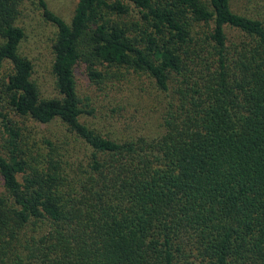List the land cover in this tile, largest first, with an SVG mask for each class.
<instances>
[{"label": "trees", "instance_id": "trees-1", "mask_svg": "<svg viewBox=\"0 0 264 264\" xmlns=\"http://www.w3.org/2000/svg\"><path fill=\"white\" fill-rule=\"evenodd\" d=\"M256 2L252 15L234 0H78L66 22L46 0H0V264H264ZM30 6L57 29L52 98L20 51ZM83 63L95 82L108 77L100 67L123 68L122 94L158 100L142 109L144 122L157 115L156 135L89 125ZM5 104L64 126L76 152L46 140L29 157Z\"/></svg>", "mask_w": 264, "mask_h": 264}, {"label": "rangeland", "instance_id": "rangeland-1", "mask_svg": "<svg viewBox=\"0 0 264 264\" xmlns=\"http://www.w3.org/2000/svg\"><path fill=\"white\" fill-rule=\"evenodd\" d=\"M49 8L61 16L66 22H70L78 0H46ZM236 9L245 14L255 15V9L260 7L256 0H234ZM20 25L23 26L26 34L20 51L22 55L32 61L34 65L33 79L40 88L43 98L57 96L55 79L52 74L54 61L53 45L56 40L57 29L50 22L46 21L42 12L30 6L22 18ZM1 43V40H0ZM99 70L108 77L103 81L95 82L90 79L85 63L76 69L78 90L82 104L93 114L85 115V119L92 127H97L106 133L129 136L137 133L156 135L158 123L155 121L157 115L152 117L151 122H144L143 108L158 105L156 101L138 100L132 92L121 93V73L129 79L131 75L124 69L117 67H100ZM134 86H137L135 81ZM141 101V102H140ZM160 107V106H159ZM152 111L154 108H150ZM156 110V109H155ZM5 115L18 127L21 133V146L26 154L30 156L42 153L46 148V140L54 142L57 147L69 149L68 155L76 152V148L69 143L64 126L57 122L41 124L28 117H19L7 105H4ZM4 128L0 124V145L3 142ZM115 134V135H116ZM68 142V145H65ZM63 144V145H62ZM78 147V146H77ZM2 180L0 177V187Z\"/></svg>", "mask_w": 264, "mask_h": 264}]
</instances>
